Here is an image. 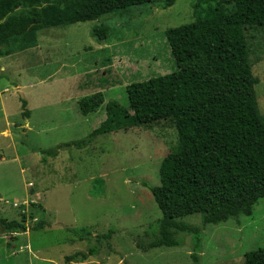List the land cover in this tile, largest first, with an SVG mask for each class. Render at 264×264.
Masks as SVG:
<instances>
[{
    "label": "rangeland",
    "instance_id": "374dc122",
    "mask_svg": "<svg viewBox=\"0 0 264 264\" xmlns=\"http://www.w3.org/2000/svg\"><path fill=\"white\" fill-rule=\"evenodd\" d=\"M195 3L143 4L40 29L34 48L0 57V216L25 228H0V264H66L64 257L86 253L108 230V245L101 237L93 256L67 264H193L184 233L175 234L178 247L141 252L136 246L156 236L161 214L149 189L159 184L161 160L180 149L172 120L100 135L84 147L64 143L85 139L104 119L105 103L126 108L125 86L176 70L163 33L192 22ZM98 25L108 28L100 43L90 36ZM244 37L263 115L264 29ZM95 92L103 103L81 115L78 100ZM178 221L201 226L198 214ZM201 229L197 264H243L246 252L264 248V198L250 216Z\"/></svg>",
    "mask_w": 264,
    "mask_h": 264
},
{
    "label": "trees",
    "instance_id": "16d2710c",
    "mask_svg": "<svg viewBox=\"0 0 264 264\" xmlns=\"http://www.w3.org/2000/svg\"><path fill=\"white\" fill-rule=\"evenodd\" d=\"M174 1L0 0V57L34 48L40 29L92 21L143 4L168 8ZM192 17V22L163 33L176 70L125 86L126 108L105 103L98 126L85 139L64 146L84 147L100 135L172 120L180 149L161 160L159 184L149 189L161 214L155 222L156 236L136 246L141 252L178 247L175 234L184 233L190 236V258L197 264L201 227L250 216L256 201L264 198V114L257 108V78L250 71L244 37L249 29H264V0H196ZM90 36L104 42L108 28L93 26ZM102 103L101 92H95L76 105L85 116ZM21 117L27 118V112ZM195 214L200 215V227L178 221ZM21 218L25 222L24 214ZM0 228L25 231L21 223L1 216ZM111 233L96 236L97 247L101 237L108 245ZM96 244L86 253L64 257V263L77 256L85 261L95 254ZM243 264H264V248L246 252Z\"/></svg>",
    "mask_w": 264,
    "mask_h": 264
}]
</instances>
